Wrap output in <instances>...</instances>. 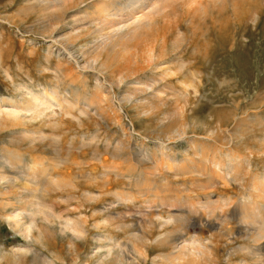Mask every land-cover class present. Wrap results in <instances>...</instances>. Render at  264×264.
<instances>
[{
	"label": "rangeland",
	"instance_id": "374dc122",
	"mask_svg": "<svg viewBox=\"0 0 264 264\" xmlns=\"http://www.w3.org/2000/svg\"><path fill=\"white\" fill-rule=\"evenodd\" d=\"M68 1L59 9L43 10L41 0H0V120L8 125L0 126V171L14 176L15 188L36 189L33 197L11 198L2 195L10 187L0 181V253L6 256L0 264H13L12 253L24 247L29 249L21 264H42L44 257L51 264H97L101 258L104 263L100 264L125 263L104 257L107 242L96 239L105 234L118 244L114 253L123 248L136 257V252L147 251L148 257L138 259L139 264H162L154 258L170 248L154 241L178 229L188 230L191 236L196 233L205 242L211 240L197 264L241 260L263 264L243 250L242 246L253 244L246 230L226 243L223 224L229 219L238 228L236 218L228 215L220 224L218 216L205 213L203 223L211 219L214 227L207 223L189 227L198 214L176 202L203 200L208 194L209 207L219 215L220 207L231 213L234 204L260 200L253 198L252 185L264 179V0H208L202 6L197 3V11V4L191 2L189 12L185 2L174 3L165 18L158 17L157 31L139 48L144 51L151 43L153 55L147 49L129 62L121 52L107 59L111 63L101 71L105 54L93 62V55L85 52L96 36L93 31L84 29L78 37L64 38L75 17L93 12L105 0H82L78 7ZM148 80L151 87L146 85ZM97 82L101 95L96 102ZM136 86L143 91H135ZM45 90L57 94L49 96ZM27 101L32 108H25ZM179 130L185 131L184 136L178 135ZM32 138L34 142L29 141ZM190 145L207 156L215 152L222 163L227 162L228 153L238 152L244 167L248 162L251 170H241L238 184L215 182L209 187L207 183V188L201 173L175 174L174 168L159 167L160 162L171 161L167 153L183 159ZM4 147L20 152L18 168L3 160ZM195 161L199 163L197 157ZM32 164L39 166V176L34 177L31 169L30 175L20 174ZM130 169L125 178L115 176V171ZM89 189L103 195L89 202L91 195L84 193ZM30 199L48 211L31 217ZM218 199L229 204L224 207ZM159 203L181 216L160 225L165 219L156 218L158 213L151 208ZM19 211L21 215L13 221L7 218ZM80 217L86 221V233L76 238L65 223ZM32 219L34 226L26 232Z\"/></svg>",
	"mask_w": 264,
	"mask_h": 264
},
{
	"label": "bare ground",
	"instance_id": "6f19581e",
	"mask_svg": "<svg viewBox=\"0 0 264 264\" xmlns=\"http://www.w3.org/2000/svg\"><path fill=\"white\" fill-rule=\"evenodd\" d=\"M41 1L42 2H39L38 4L42 6L43 10H49V9H52V8L59 9L61 7V5H63V3L65 4L67 2V0H41ZM69 1H71V0H69ZM179 1L185 2L184 4L185 5L187 4V8H188L189 6H191L190 5L191 2H193L195 4L198 3V4H200L202 6V4H204V3L206 4V1H208V0H122V2H120L119 0H105V2H103V4L100 3L99 7L96 6L95 8H97V9H95L93 12L92 11H90V12L88 11V12H85L80 17H75V19L72 22V25L70 26L71 27L70 34L67 35L64 38V40H69L70 38L72 39L74 37H78L79 35L82 34L81 32L84 29L93 31L96 34V36L93 39L92 45H89V46L87 45V48H86L87 50L85 48L84 49L86 50L85 52H87L88 54L90 53L91 55H93V58L91 59L93 62H97L98 57H100V55H102V54H105L106 60L99 64L100 71H101V69H105L107 67V63H109V61H107V59L111 58L113 60L121 52L125 53V56H127V58H128L127 60L129 62H130V59H132L134 57V55L135 56L137 55V57H139V56L141 57V54H142L141 52L146 53L147 49H148L147 50V54L153 55V54H151L153 52V50H155L153 44L149 43V44L145 45L147 47V49H145V50L143 49L144 51H140L141 49L139 50V48L140 47L142 48V46H141V44H143L142 42H144L145 40L149 39L148 37L152 36L151 34L157 31L158 28H156V26H158V25L156 24V22H157L158 17H160V19L162 17L165 18L164 15L167 12V9H169L170 7L173 6L174 3H177ZM72 3L74 5H77V7H78L79 5L83 4L84 2L82 0H72ZM198 4L196 6L198 8L195 7V11H197L199 9L200 5L198 6ZM84 5L87 6V4H84ZM74 7H76V6H74ZM170 10H171V8H170ZM188 12H189V8H188ZM195 13L196 12H194V14ZM162 35H163V33H162ZM162 39H163V43H165L164 42V40L166 41L165 35H164V37ZM155 43H157V42H155ZM147 54H145V57H146ZM102 72H103V70H102ZM56 79H57V77H56ZM145 82H147L146 83L147 87H151L150 84L148 83V82H150L149 80L145 81ZM100 88H101L100 84L97 82L96 85H95V89H94V90H96L95 93H94L95 95L93 97L94 99H95V97H98L99 94L101 95V93H99ZM134 90L137 91V92L138 91L139 92L143 91V89H141V87L139 88L138 86H136V88ZM101 91H102V89H101ZM45 94L51 96L52 94H57V93L53 90L51 92L50 91L49 92L46 91ZM156 96H158V95L155 94L154 97H156ZM77 98H79L78 95H77ZM159 98H161V97H159ZM99 99L100 98H97V100H99ZM63 101H67V100H63ZM95 101H96V99H95ZM72 104H74L75 107H77V106L79 107V105L76 106L75 103H72ZM78 104H80V103L78 102ZM87 106H88V104H87ZM32 107H33V104L30 101H27V104L25 105V108L29 109V108H32ZM78 107H77V109H78ZM81 107L79 108L80 111L82 113L86 112V111H84V108H81ZM0 126L6 127L8 125H7L6 121L0 120ZM177 133L180 136H184L185 131L184 130H179V131H177ZM36 138H39V136H36ZM33 139L34 138H32L29 141L31 142ZM34 141H32V142H34ZM195 145L194 146L190 145L188 147L189 150L187 152L185 151L183 153V159H181L180 161L175 158V156H174L175 154L172 153L170 156H168V153H167L166 157L172 158L171 161H169V162L167 161V162H163V163L160 162L159 164H162V165H160L159 167H161V166L163 167L164 165H166L165 167L166 168L168 167V169L174 168L178 172V173H175V174L186 175L187 173L193 174L194 172H196V174H198L200 176H201V174L205 175L206 179H205L204 182H206L207 186L206 185H204V186H206L207 188H208V184L210 185L209 187H211L212 185L215 184V182L216 183H218V182L219 183H223L225 185L229 184L231 182L237 183L238 180L240 179L239 175H241V170L242 169L244 171H246V173H249L250 170H251L249 168V163L248 162H246V167H244L245 163H243L240 160V156H239L238 152L234 153V151H233V152H231V154L228 153L227 156H226L227 157V162L226 163H222V162H220L221 159L217 160V158L215 156L216 155L215 152H213V154L211 156H207L208 154L207 155L204 154L203 153L204 150H203V152H201V154H200V152H198L196 150V146ZM158 149H159V147H158ZM2 150L4 151V154H3V157H2L3 160H4V158H6V160H4V161H7L8 162L7 164H11V166L13 168L14 167L18 168L17 163H19V161H20L19 160V158H20L19 157V153L20 152H16L14 150L6 149L5 147L2 148ZM189 151H191V152H189ZM205 152H208V151H205ZM164 156H165V154H164ZM196 157L199 159V163H196V161H195ZM208 166L210 168L209 170H207ZM38 167L36 166V168H35L33 166V164L32 165H27L25 170H23L24 169L23 168L22 170H20L21 173H20V171H19V173L22 174V171H23L24 174H29L28 171H30V169H31V173L34 174V177H36L39 174ZM156 167H158V166H156ZM40 169H43V168L41 167ZM159 169H161V168H159ZM125 171H123V172L122 171L120 172L119 170L115 171V173H116L115 176L118 177V178L119 177L120 178H125L126 177V173L127 174H131V172H132L131 169L126 171V172ZM0 172H1L0 181H4L6 183V185L10 187V190L5 192V193H3L2 195H7L8 197L10 196L11 198L15 197L17 199H19L20 196H30V197L32 196L33 197L34 192L36 191V189H35V191L33 189L34 186H31L32 188H20V187H16L15 188L14 187L15 185L12 184V182L15 181L14 176L13 175L11 176L9 174L7 175L5 173V171H2V170ZM41 173H43V172H41ZM206 174H207V176H206ZM141 175L143 176V174H141ZM145 175H146V173H145ZM127 177H130V175L127 176ZM48 178H51V177H48ZM142 178L145 179L146 176H143ZM142 178L140 177L139 180L142 181L141 180ZM115 179H113V180H115ZM128 179H130V178H128ZM35 181H36V179H35ZM185 181H186V179H185ZM30 182H32V181H30ZM49 182H51V181H49ZM196 185L198 187H201V188L203 187L204 188L203 184L199 185V183H198ZM197 186L194 185V187H197ZM252 186H253L252 191L254 193L253 198H254V196L255 197H259L260 200L255 198L256 200L252 201L250 199L251 198L250 197L251 194H250V196H249L250 202L248 201V203L247 202L246 203H240V204L231 203V204H234L233 207H232V212L231 213H230V210H231L230 207H229L230 210H228V209L221 208L220 207L221 205H219L220 208L218 206L217 207L220 209L219 211L221 212V214L217 215L216 212L213 211V208L209 207L210 204L212 203V199L210 197L208 198V194H204V196L205 195L206 196L205 197L203 196V200H198V198L196 200L194 198L195 200L193 199L194 200L193 201V200H191V198H189L190 200H183L182 201V200L179 199L176 202V204L178 206H182L183 209L186 208L187 211L189 213H192L193 215H194V213L198 214V217L196 216L197 217L196 218L197 221H195V222L194 221H189V218L186 219L187 222L189 221L187 226L193 227V228H195L196 225H200V226H202L203 224L206 225V223H207V226H209L211 228L214 227L213 225L216 222L215 221L213 222L211 219L205 220L204 221L205 223H203L202 217H203V215L205 213H207V214L212 213L213 217L214 216H218L220 218V220H221L220 224H221V222H223L224 218L227 217L228 215H230L229 217H231V218H236L237 221H238L237 223L239 224L238 228H237L236 225H231L229 223V219H228V222L223 224V233L225 232L224 234L227 236L226 237L227 238V240H226L227 242L226 243L234 241V239L236 237V233L240 234L243 230L244 231L246 230L244 233L247 234V237L251 238V241L253 242V244L249 245V246L248 245L247 246H242L243 250L246 251V254H248L250 256L253 255V256H255V258H256V256H258L260 259L259 258H257V259L261 260L263 262V264H264V179H262L261 181H259L257 183H254ZM84 193H85V195L86 194H88L89 196L91 195V197H89L88 200L86 198V200L89 201V202L90 201L93 202L95 200H98L100 198V195L102 194V193L94 192L91 189H89L87 191L85 190ZM119 196H122V195H119ZM120 199L124 200L126 198L123 199L122 197H120ZM216 201H218L219 204L222 203V206L224 205V207H225V205L229 204L227 202V200H225V199H223V200L218 199ZM35 202L33 200H31V199L28 200V203H30V206H32L31 207V211L29 213L31 217H34L36 212H42V211L44 212V210L48 211V208H46L44 204H42L39 201H35ZM6 204L4 206L9 205V204H7V205ZM161 204L162 203H159V205H153L154 207L150 206L151 208H155L156 209V211L158 213V214H155V215H157L156 218L165 219V220L161 221L160 225H167L168 222L173 221L174 219L176 220L178 216H181L179 214L177 215L172 210L173 209L172 206H171L172 207V209H171L172 211L171 210H167L166 211L165 208H163V204H162V206H161ZM164 205H168V203H166V204L164 203ZM150 207H149V210L151 209ZM175 208H176V206H175ZM215 209H216V207H215ZM145 210H146V208H145ZM175 211H176V209H175ZM96 212H98V210ZM96 212H93V213H96ZM161 212L162 213H166L167 216H164L163 214L161 215ZM183 212H185V211H183ZM137 213L138 212H136V214ZM20 215H21V211L15 212L14 214L7 215V218L10 221H13V219L18 218ZM182 218H185V217H182ZM192 218L193 217H191V219ZM211 218H212V216H211ZM222 218H223V220H222ZM194 219H195V216H194ZM181 220H183V219H181ZM225 221H227V220H225ZM85 223H86L85 219H83V217H80L78 219H68V220H66L65 225L66 226L68 225V227L71 230V232H73L72 234H74V236L76 235V238H78V237L85 236V233H86V230L84 228ZM14 224L18 225L15 222H14ZM220 224H219V226H220ZM33 226H34V222H33V219H32V220H30L29 224L26 226V232H29L30 228H32ZM221 228H222V225H221ZM177 231H175V232L177 233ZM187 231L188 230L181 231V229H180L178 234H175V232H173L174 234H171L172 232L169 233V231L168 232L166 231L167 234L165 233L164 235H158V237L156 238V240L154 242H156V244L157 243L158 244H166V246H169L170 250L168 252H166V253H159L157 255L156 259L154 258V262L158 263V262L162 261L165 264L166 263L167 264H197L200 256L203 254V252L205 250L206 251L208 250V247L210 246L211 240L208 238L207 241L205 242L204 241L205 240L204 237L202 238V236L200 237L196 233L192 234V236H191L190 233L187 232ZM161 234H163V233H161ZM102 236H104V238H102V237L97 238L96 241L97 242H101V241H104V239H105L104 242L105 243L107 242V249H106V253L104 254V257L106 255H107V257L109 256L110 257V262L111 261L114 262L115 260L120 261L121 259H123L129 264H132L133 261L136 262L137 264H139L138 263L139 262L138 259H141L142 261L143 260L145 261L146 258L148 257V255L146 254L147 251L146 252L142 251V253H139V254H138V252H136L137 253L136 257H130L129 255L132 256V253L129 254V251L127 252V250H125L123 248H121L119 252H115L114 253L113 249H114V247L115 248L118 247V244L116 242L112 241V238L108 234L107 235L105 234V235H102ZM182 237H184V239L182 241L180 240L181 241L180 242L179 239L182 238ZM141 239H145V238H141ZM188 240H189V242H188ZM226 243H225V245H226ZM101 246H99V247H101ZM135 248H137V247H135ZM28 249H29L28 247H24L22 249L21 248L19 249L21 251H14L12 253L14 255L13 264H21V261H22L21 258L24 256V253ZM101 249H103V248H101ZM140 249H142V248H140ZM133 251H136V250H133ZM133 254H134V252H133ZM5 257L6 256L1 255V253H0V261L4 260ZM41 261H42V264H51V261H49L45 257ZM100 263H104L102 258H101V261L97 262V264H100ZM125 263L123 261L122 264H125ZM136 263H133V264H136ZM237 264H251V263H248V262H246L244 260H241Z\"/></svg>",
	"mask_w": 264,
	"mask_h": 264
}]
</instances>
